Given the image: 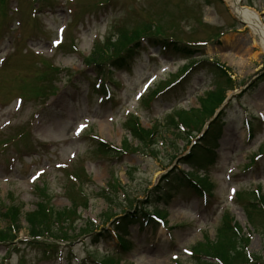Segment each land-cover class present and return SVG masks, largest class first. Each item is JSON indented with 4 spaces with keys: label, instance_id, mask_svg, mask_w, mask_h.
<instances>
[{
    "label": "rangeland",
    "instance_id": "rangeland-1",
    "mask_svg": "<svg viewBox=\"0 0 264 264\" xmlns=\"http://www.w3.org/2000/svg\"><path fill=\"white\" fill-rule=\"evenodd\" d=\"M208 1L6 0L0 5V201L9 204L13 194L25 212L35 210L42 185L57 209L71 206L70 195L86 194L87 208L79 204L75 225L96 234L134 207L160 212L163 206L152 203L149 190L177 168L199 139L166 132V116L177 109H199L198 97L221 77L220 70H211L216 62L239 87L229 93L219 148L202 172L212 184L211 198L187 189L175 193L167 206L170 217L164 212L166 228H132L126 239L130 250L109 240L93 246L91 236L80 237V231L71 235L78 238L70 245L36 243L24 222L15 245L0 243V264H195L194 249L215 241L225 210L250 236L249 255L264 264V236L249 227L242 201L250 199V190L260 187L264 193V49L260 37L236 19L228 0ZM241 6L256 11L264 25V0H243ZM149 18L169 32L178 29L189 48L200 49L193 59L202 63L181 87L146 104L153 89L180 75L187 61L163 54L159 47L147 48L131 70L105 68L101 82L83 59L95 43L113 35L116 25L132 29ZM255 80L260 81L257 89L242 93ZM35 97L37 101L29 99ZM132 115L146 130L160 131L157 143L140 145L131 138L124 123ZM19 133L22 141L16 138ZM15 139L23 144H12ZM100 141L117 153H100ZM255 156H260L257 165L247 169ZM72 173L80 174V188L68 177ZM241 191L245 195L240 199ZM256 226L264 228V222ZM5 227L0 216V228Z\"/></svg>",
    "mask_w": 264,
    "mask_h": 264
},
{
    "label": "trees",
    "instance_id": "trees-1",
    "mask_svg": "<svg viewBox=\"0 0 264 264\" xmlns=\"http://www.w3.org/2000/svg\"><path fill=\"white\" fill-rule=\"evenodd\" d=\"M209 2V1H208ZM6 4V0H0L2 8ZM154 18H149L143 21L140 25H136L132 29L128 28V24L124 26L116 25L114 33L107 37L104 43L97 44L92 53L84 60L86 65L94 67L101 75L106 76L107 67H114L118 70L131 68L135 56L142 48L144 42L151 47H161L164 52L172 54V56H182V58L190 59L200 52L199 49L189 48L180 38L179 31L171 29L169 32L165 26L159 25ZM169 29V28H168ZM166 85H162L152 92L148 101L154 99L158 94L164 92ZM237 83L233 81L225 72L222 77L215 83V89L207 91L203 96L199 97L200 107L191 111L183 109L174 111L167 116L165 123V131L173 133L187 140L198 133L204 127V124L214 115L215 111L222 105L227 97L228 92L234 90ZM257 86V82L252 84V87ZM40 92H45V89L37 88ZM30 93L37 96L34 90ZM38 97V96H37ZM147 101V102H148ZM225 113L221 112L219 117L213 121L205 132L204 136L199 141V144L193 147L189 156L183 161L192 166L201 163L212 149L217 148V140L221 136L223 126L225 124ZM126 128L131 133L134 140L140 145L155 144L161 138L160 131L155 127L152 130L143 129L135 119H131ZM19 141H22L20 133L16 135ZM125 150L129 151L131 146L127 139L123 142ZM100 152L107 154L112 148L102 144ZM264 152V150H263ZM172 171L163 178L164 184H160L155 192L168 194L174 190V180L178 179L179 173ZM81 182L80 174L73 175ZM191 177V175H187ZM179 179L184 181L186 174H182ZM75 186V185H73ZM76 187V186H75ZM80 188V187H79ZM77 196L70 195L72 207L57 209L51 205L48 199L38 204L35 212L23 214L21 209L15 206H9L0 210V216L5 219L6 227L0 228V242L14 241L21 230H23L22 220H25L28 226V234L30 237L38 238H53L58 240H69L72 236L93 234L92 229H81L76 227V222L80 219L78 212L80 206L87 207L88 197L84 193H79ZM245 195V194H243ZM242 194L239 195L241 198ZM246 212L252 225L264 236V228L256 226L258 221L264 222V196L254 192L247 193ZM54 207V208H53ZM112 210V209H111ZM110 210V211H111ZM137 210V209H136ZM133 213L128 211L125 216L117 220L113 224V228L118 232H123L132 222H134ZM107 237L109 238V232ZM77 234V235H76ZM72 235V236H71ZM99 242L95 237L93 243ZM248 240L243 233L242 228L237 224L233 217L225 213L221 225L217 230L216 239L213 243H200L194 250L195 264H238L239 260L244 264H250V259L247 255ZM255 264L259 262L258 257H254ZM179 264V263H177Z\"/></svg>",
    "mask_w": 264,
    "mask_h": 264
},
{
    "label": "bare ground",
    "instance_id": "bare-ground-1",
    "mask_svg": "<svg viewBox=\"0 0 264 264\" xmlns=\"http://www.w3.org/2000/svg\"><path fill=\"white\" fill-rule=\"evenodd\" d=\"M232 7L236 17L239 20L246 23V25L250 28L251 32L260 37L262 41V46L264 49V29L261 25L260 16L257 12L250 8H243L240 4V0H228Z\"/></svg>",
    "mask_w": 264,
    "mask_h": 264
}]
</instances>
